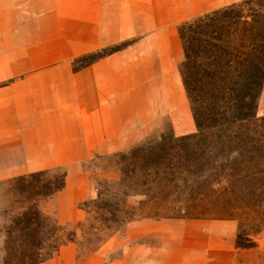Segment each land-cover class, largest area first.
<instances>
[{
	"label": "crops",
	"instance_id": "1",
	"mask_svg": "<svg viewBox=\"0 0 264 264\" xmlns=\"http://www.w3.org/2000/svg\"><path fill=\"white\" fill-rule=\"evenodd\" d=\"M236 1L0 0V175L63 166L62 197L74 188L83 196L88 182L77 163L150 136L151 91L165 97L173 86L177 94L184 88L187 99L182 23ZM126 42L75 70L77 58ZM169 120L177 136L193 131L170 111ZM139 122L146 125L139 129ZM133 129L143 134L125 142ZM77 175L82 180L74 185ZM73 204L68 202L69 217ZM95 254L82 264H126Z\"/></svg>",
	"mask_w": 264,
	"mask_h": 264
},
{
	"label": "rangeland",
	"instance_id": "2",
	"mask_svg": "<svg viewBox=\"0 0 264 264\" xmlns=\"http://www.w3.org/2000/svg\"><path fill=\"white\" fill-rule=\"evenodd\" d=\"M127 45L128 42L119 46L124 48ZM92 58L83 59L76 67ZM181 91L182 94L175 93L173 86L170 92L166 90L165 97L159 90L151 91L149 103L153 112L148 115L147 127L151 132L148 138L125 144L116 151L93 154L77 163L88 182L87 192L83 196L80 197L77 188H74L63 198L62 194L67 189L65 185L52 199L32 201L59 224L74 230L80 222H86L87 214L83 209L85 202L96 200L99 192L117 188L121 190V196L136 207L138 215L152 214L154 217L138 216L102 233H94L86 224L82 232L78 230L77 242L63 245L42 264L64 262L73 253L74 261L68 264H82L100 252L101 257L109 262L123 260L126 264H264V149L258 157L259 166L248 168V164L240 163H251L244 148H239L236 142L229 143L225 138L212 139L215 131L212 136L207 133V138L195 139L190 146L176 141L198 131L189 98L186 99L184 88ZM169 111L171 115L177 116L178 121H185L193 131L177 136L174 123L169 120ZM257 123L264 135V86L259 99ZM144 125L139 122V129ZM245 129L238 127L235 131L243 134ZM219 130L216 131L218 134L227 136L225 131ZM139 134H143L142 130H129L125 142L131 140L129 137ZM215 140L219 143H215ZM142 144H151L158 151L156 161L160 162L165 175L170 171L173 180L167 179L166 187H153L154 191L165 189V192L162 199L146 211L141 205L146 197L124 195L127 189L119 187L122 170L129 174L133 168L134 157H129L128 153ZM184 151L190 156H185ZM172 153H175L174 156ZM171 166L172 170L169 169ZM67 173V169L61 166L51 169L45 179L53 180L64 174L67 179ZM17 177L0 175V264H3L6 255L5 228L27 205L21 202L23 197L14 188V179ZM80 180L82 178L77 175L73 184L78 185ZM138 180L142 185L144 178L141 174ZM71 200L74 202V214L69 217L68 202ZM61 212L67 213V216L60 218ZM105 238L107 240L101 245V240Z\"/></svg>",
	"mask_w": 264,
	"mask_h": 264
},
{
	"label": "trees",
	"instance_id": "3",
	"mask_svg": "<svg viewBox=\"0 0 264 264\" xmlns=\"http://www.w3.org/2000/svg\"><path fill=\"white\" fill-rule=\"evenodd\" d=\"M179 34L184 48L180 73L198 131L176 141L190 146L195 139L207 138V133L211 135L215 131L212 139L225 138L244 148L251 163L241 161V164H248V168L259 166L258 157L264 149V135L257 123L264 86V0H244L206 13L182 24ZM121 49L123 46H117L80 57L75 60V69L80 70ZM87 57L93 58L76 67ZM238 127H246L245 133H237ZM219 129L227 136L218 134ZM215 143L219 142L215 140ZM150 145L142 144L128 153L129 157H134L133 168L129 174L122 170L119 184L120 188L127 189L124 195L146 197L141 201L145 211L153 208L165 192V189L154 191L153 187H166L167 179L171 178L170 171L167 176L162 171L160 162L156 161L158 151ZM184 155L190 156L186 151ZM169 169L172 170V166ZM49 171L14 179V188L23 197L21 202L27 205L5 228L3 264H42L63 245L77 242L78 230L82 232L86 224L94 233H102L140 216L136 207L121 196V190L110 188L99 192L96 200L84 203L85 224L80 222L74 230L64 227L32 202L52 199L65 188L66 174L53 180L45 179ZM139 174L144 178L142 185ZM142 216L154 217L152 214ZM106 240H101L100 244Z\"/></svg>",
	"mask_w": 264,
	"mask_h": 264
}]
</instances>
